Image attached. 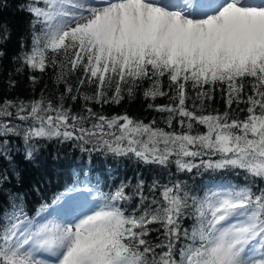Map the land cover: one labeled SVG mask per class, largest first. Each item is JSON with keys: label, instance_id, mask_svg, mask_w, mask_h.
Segmentation results:
<instances>
[{"label": "snow or ice", "instance_id": "obj_1", "mask_svg": "<svg viewBox=\"0 0 264 264\" xmlns=\"http://www.w3.org/2000/svg\"><path fill=\"white\" fill-rule=\"evenodd\" d=\"M19 9L32 18L15 71L50 73L53 87L0 98V158L12 162L13 137L30 161L39 140L56 139L246 180L202 194L179 180L104 191L82 170L31 211L26 194L10 192L0 201V264H264V0H28ZM8 39L0 24V44ZM138 94L167 99L147 105L166 127L104 114Z\"/></svg>", "mask_w": 264, "mask_h": 264}, {"label": "trees", "instance_id": "obj_2", "mask_svg": "<svg viewBox=\"0 0 264 264\" xmlns=\"http://www.w3.org/2000/svg\"><path fill=\"white\" fill-rule=\"evenodd\" d=\"M27 2L28 0H0V24H6L9 32V39L0 44V50L5 53L0 58V98L19 96L28 100L39 96L46 84L49 90L53 87L50 73L41 74L38 70L30 71L27 67L20 73L15 71L20 65L14 58L22 55L30 44L29 21L32 17L19 9L20 4ZM30 75L39 77L35 86L29 80ZM10 79L16 81L15 87L11 89L8 83ZM167 102L166 98H157L155 102L145 100L138 94L135 100L125 98L118 105H104L103 112L109 116L127 113L145 123L155 119L160 127H166L161 114L149 109L147 105ZM215 107L222 109L223 106L218 102ZM12 139L15 142L14 148L17 149L12 153V162L0 158V171L6 170L5 174L8 176V180L0 186V201L6 202L10 192L26 194L30 211L42 202H50L54 193L64 191L65 185H71L74 176L82 170L88 172L93 180L99 181L104 191L114 190L122 181L135 185L138 179H143L148 185L153 181L163 185L179 180L189 186L194 185L202 194L203 189L213 182L243 184L246 180L243 172L201 171L197 175L195 170L191 174L178 172L174 164L165 168L146 164L134 157H116L103 151L82 152L74 141L60 142L56 139L39 140L36 143L35 159L30 161L24 158L26 146L22 140L15 137ZM188 226L185 224V227Z\"/></svg>", "mask_w": 264, "mask_h": 264}]
</instances>
